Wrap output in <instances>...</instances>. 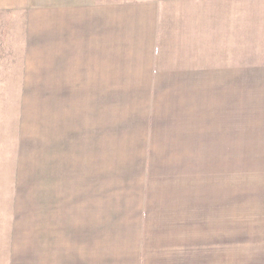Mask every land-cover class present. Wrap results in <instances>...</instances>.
Instances as JSON below:
<instances>
[{
    "label": "crops",
    "instance_id": "1",
    "mask_svg": "<svg viewBox=\"0 0 264 264\" xmlns=\"http://www.w3.org/2000/svg\"><path fill=\"white\" fill-rule=\"evenodd\" d=\"M250 0H0V264H233L234 79Z\"/></svg>",
    "mask_w": 264,
    "mask_h": 264
},
{
    "label": "rangeland",
    "instance_id": "2",
    "mask_svg": "<svg viewBox=\"0 0 264 264\" xmlns=\"http://www.w3.org/2000/svg\"><path fill=\"white\" fill-rule=\"evenodd\" d=\"M249 73L234 79L233 264H264V0H250ZM10 126L0 133V200L33 197L16 181L21 149L17 100L10 96ZM0 204H2L0 202Z\"/></svg>",
    "mask_w": 264,
    "mask_h": 264
}]
</instances>
